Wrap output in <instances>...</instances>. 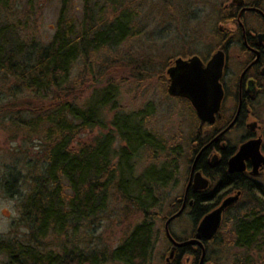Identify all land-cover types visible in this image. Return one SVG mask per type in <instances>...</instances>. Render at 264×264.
Returning <instances> with one entry per match:
<instances>
[{"label": "trees", "instance_id": "1", "mask_svg": "<svg viewBox=\"0 0 264 264\" xmlns=\"http://www.w3.org/2000/svg\"><path fill=\"white\" fill-rule=\"evenodd\" d=\"M82 1V15L73 19L69 16V0H61L53 34L47 42L20 38L18 26L12 21L0 23V76L14 79L34 96L35 103L20 107L29 115L22 116L28 129L24 128L35 134L41 148L37 159L26 164L31 184L21 204L26 236L21 240L0 238V264H150L152 259L157 231L156 214L150 213V208H160L162 204L153 195L151 183L162 184L164 170L151 168L139 178L132 177V181L124 178L125 172H134L139 148H149L152 157L159 152L154 137L143 129L145 115L130 122V117L118 113L108 126L105 114L117 107L112 93L115 86L107 84L94 90L86 106H80L69 94L67 85L79 60H88L107 47L119 45L135 30L129 14L121 13L111 21H103L95 17L92 0ZM43 101L47 103L40 105ZM10 110L15 112L17 108ZM94 129L100 133L87 143L79 140L80 134ZM116 140L124 144L116 147ZM215 172H204L212 180L210 193L188 195L189 237L179 238L173 233L171 236L178 242L193 237L199 221L220 204L227 189L239 190V201L223 213V224L230 223L228 243L221 234L204 243L205 261L209 247L213 246L220 258L230 248L239 250L241 256L234 258L233 264H254L249 253L264 252V185L251 178L241 179L240 174H228L223 168ZM19 177L15 171L4 177V191L10 197L16 193ZM131 182L138 187V194L130 191ZM221 189L223 194L218 193ZM114 197L124 203L123 209L132 211L131 219L136 221L116 247H45L42 241L50 235L61 237L82 227H92L107 212ZM178 204L175 199L168 208V216L177 212ZM200 254L198 247L179 248L173 264H181L183 256L192 257V264H198Z\"/></svg>", "mask_w": 264, "mask_h": 264}, {"label": "rangeland", "instance_id": "2", "mask_svg": "<svg viewBox=\"0 0 264 264\" xmlns=\"http://www.w3.org/2000/svg\"><path fill=\"white\" fill-rule=\"evenodd\" d=\"M220 1L92 0L91 5L97 19L111 21L121 13L129 14L135 30L134 35L127 37L119 45L107 47L94 54L88 60H79L67 80L68 92L76 98L80 106H86L94 90L107 84L114 85L112 93L117 98V107L106 112L107 125L110 126L113 117L118 113L130 117V122L145 115L142 121L143 129L154 137L155 145L160 147L159 152L154 153V157L149 148H139L134 159V172L124 174L125 179L132 181V177L139 178L151 168L154 171L164 170L161 177L163 183L160 185L151 183L152 193L162 206L150 208V213L156 214L154 229L157 231L150 264L174 263L175 257L169 262L166 261L171 245L165 235V223L171 217L168 216V208L175 199L184 194L189 169L193 164L190 163L192 156L187 143L188 133L192 130L191 118L178 102L166 95L162 84L164 65L177 55L183 56L193 51L201 56L206 54L212 45L210 36L216 26V6ZM82 5V0H69V16L80 19ZM60 6L61 0H2L0 23L12 21L18 26L20 38L47 42L53 34ZM32 97L34 96L14 79L0 76V238L21 240L27 233V228L21 222V204L31 190L26 164L37 159L41 148L38 138L23 124L25 119H22V116L29 115L26 111L23 112L20 106L35 103ZM45 103L47 102H40V105ZM13 106L17 111L10 110ZM99 133L98 129L83 132L79 140L87 143ZM122 144L124 142L117 141L116 147ZM11 171L20 174L16 182V193L12 197L5 193L3 187L4 177ZM257 181L264 185V174ZM212 187L211 183V189ZM211 189L207 190V193H210ZM130 191L133 194L139 193L133 182L130 184ZM224 192L221 189L218 193ZM235 194V192L228 194L224 198ZM5 200L16 201L14 208L19 212L18 217L13 218L8 211L3 210L2 202ZM147 202L150 203L151 199ZM123 204L114 197L107 212L93 223L92 227H82L61 237L50 235L42 242L45 247L53 250L59 249L58 246L62 245L67 248L76 245L84 250L87 247L88 249L95 247L98 250L114 248L136 222L135 219H131L132 211L123 209ZM178 205L177 212L181 208V203ZM187 212L186 209L181 216L169 223L167 227L170 234L173 233L179 238L189 237L191 228ZM5 217L8 218L6 232L2 230ZM217 234H221L222 240L228 243L226 240H229L230 236V223L223 224L222 221ZM225 252L220 258L218 249L210 246L207 263L233 264L234 258L239 259L241 256L239 250L230 248ZM255 253H249L254 264H264V252L258 255ZM181 262L192 264V257L183 256Z\"/></svg>", "mask_w": 264, "mask_h": 264}, {"label": "flooded vegetation", "instance_id": "3", "mask_svg": "<svg viewBox=\"0 0 264 264\" xmlns=\"http://www.w3.org/2000/svg\"><path fill=\"white\" fill-rule=\"evenodd\" d=\"M216 9V26L210 36L212 45L206 54L201 56L193 51L177 55L165 63L162 73L166 95L178 102L191 118L192 130L187 138L190 163L197 160L195 172H201L210 185L212 180L204 172L213 174L219 168L228 174H240L241 179L262 178L263 175H249V160L245 161L246 170L242 173H229L227 167L229 159L249 141L259 140L264 154V0H221ZM177 59L182 63L175 64ZM211 62L213 66L207 68ZM195 69L203 73V105L208 115L204 121L198 117L189 98L178 91L180 79L194 76ZM216 89H219L218 99L214 104ZM214 157L215 163H211ZM190 172L191 166L186 185ZM238 191L229 188L225 194ZM198 193L201 192L189 189L185 200L184 194L177 199L181 207L184 205L183 211L189 204L188 195Z\"/></svg>", "mask_w": 264, "mask_h": 264}, {"label": "water", "instance_id": "4", "mask_svg": "<svg viewBox=\"0 0 264 264\" xmlns=\"http://www.w3.org/2000/svg\"><path fill=\"white\" fill-rule=\"evenodd\" d=\"M181 63L182 61H180L179 59L175 60V64L178 65ZM194 66H195V63L192 60V67L194 68ZM207 66H208L207 68H209L210 66H213V63L211 62ZM193 72L195 73L194 76H191L190 74L189 78L187 77V80L182 79L185 77L181 78L183 81L180 79L179 81L180 88L178 91L180 94L187 96L189 98L198 117L202 121H204L205 117L208 115H207V112L204 111V105H203L204 104L203 99L205 96L203 86H202V84L204 83L203 73H202V70L199 71V69L198 70L195 69ZM216 79L217 78L215 77V81ZM218 90L219 89H216V96H215L216 98H215L214 104L216 103V100L218 99ZM247 160H249L251 164V170L249 172V175L253 177L262 176L263 169H264V154L261 153L260 151V141L259 140L249 141L243 144L239 148V150L236 152V154L233 155L229 159L227 171L229 173L245 172L246 170L245 161ZM196 161L197 160L195 159L191 166L190 180L185 188L184 200L186 198V195L189 189L195 192H205L209 190L211 186L209 180L203 177L201 172L199 171L195 172ZM211 163H215V157L213 158ZM240 195H241V192L238 191L236 192L234 196L223 198L217 207H215L213 210H211L210 212H208L206 215L202 217V219L197 224V227L195 228L193 237L185 241L178 242L173 239L167 226L174 218L181 215L184 209V205H183L180 208V210L176 212L173 216H171L165 223V235L171 244L170 252L168 254V257L166 258V261L169 262L170 260L174 259V255L177 249L185 247V246H192V247H198L201 249V254H200V259H199L198 264H211L205 261L204 243L209 242L215 238V236L217 235L221 227V222H222L224 211L228 209L229 207H231L232 205H234L236 202H238ZM189 205H191V202H189Z\"/></svg>", "mask_w": 264, "mask_h": 264}, {"label": "clouds", "instance_id": "5", "mask_svg": "<svg viewBox=\"0 0 264 264\" xmlns=\"http://www.w3.org/2000/svg\"><path fill=\"white\" fill-rule=\"evenodd\" d=\"M15 203H16L15 200H5L2 202L3 210L8 211L9 215L13 218L18 217L19 215V212L16 211L14 208ZM2 230L5 232L8 230V218L7 217L4 218V226Z\"/></svg>", "mask_w": 264, "mask_h": 264}]
</instances>
